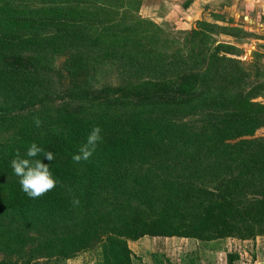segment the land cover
I'll list each match as a JSON object with an SVG mask.
<instances>
[{
    "label": "trees",
    "instance_id": "1",
    "mask_svg": "<svg viewBox=\"0 0 264 264\" xmlns=\"http://www.w3.org/2000/svg\"><path fill=\"white\" fill-rule=\"evenodd\" d=\"M143 2L0 0V264L96 246L103 264H135L129 241L143 264H174L151 245L161 237L203 245L181 264H217L208 250L223 240L264 236V53L247 64L223 53L240 52L219 37L251 35L241 27L168 32ZM116 64L124 81L100 85ZM63 79L67 101L54 99ZM97 125L95 151L73 162ZM32 142L53 153L36 158L57 180L34 199L9 166Z\"/></svg>",
    "mask_w": 264,
    "mask_h": 264
},
{
    "label": "rangeland",
    "instance_id": "2",
    "mask_svg": "<svg viewBox=\"0 0 264 264\" xmlns=\"http://www.w3.org/2000/svg\"><path fill=\"white\" fill-rule=\"evenodd\" d=\"M214 3H216V6L211 7L208 5L206 7L202 20L207 21V23H211L214 25L215 24L220 26L230 25V26L241 27L245 31L251 33V35L249 36L247 35L240 40H235V38L226 35L219 37L220 41L233 44L240 50V52H235V53H227V52H223V53H225L228 57L239 59L241 60V62L245 64L253 62L255 59L254 52L264 53V17L260 15H259L260 17L257 16L258 20L262 22V25L254 24L251 21V19L247 18L250 13H249L248 5L246 4V0H221V1H214ZM156 5L157 3L154 4V6ZM162 5H164V7H167V4L165 3H162ZM225 6H230L231 11L236 10L237 11L236 14L239 15L233 14V16H230L229 15L230 12L228 11L222 12V9L226 8ZM216 9H218L219 12ZM181 13H182L181 8L179 9L176 8L175 13L173 14L174 16H172V19L169 18L167 20L166 19L162 20L161 22L162 27L168 32L169 31L176 32L177 30L179 31L180 28L176 22L178 21L181 22L180 19H184L181 17L182 16ZM145 14H146L145 12L142 13V15L146 17ZM191 23H192L191 28L198 26L197 25L198 20L197 21L193 20ZM63 60H64L63 56L59 57L57 59V65L58 66L61 65ZM261 61L263 62L264 59ZM124 70L126 69L123 65L119 67V64H116L114 71L112 70L104 75L103 80L100 81V85L105 83L111 85L112 84L119 85L124 81L123 79L125 76L124 73H126ZM68 84H69L68 79H63L61 82L56 81L57 92L54 95V99L67 101L68 98L65 95V88L68 87ZM68 95L69 94H67V96ZM255 100L264 103V97H258ZM256 136H264V127L256 131ZM232 239L233 238H228L220 242L218 244L220 246V249L219 248L215 249L213 250V252L211 250H208L209 253L218 255L216 258V260L218 261L217 264H225L226 262L225 250L236 251V248H238V246L234 244ZM129 245L134 253L135 264H143L141 261H139V259H137V256H141L139 250V244L136 241H129ZM151 245L153 246L154 251L162 254L168 260L170 259L169 261H171L174 264H181V259L183 258L185 253L194 250L197 251L200 250L198 248H200L201 246L203 247L202 244H199L194 240H190V239L182 240L178 237L152 238ZM102 252H103L102 247L96 246L95 248L80 253L75 258L59 260L58 264H103ZM0 257H4V255L0 254ZM241 261L239 264H243Z\"/></svg>",
    "mask_w": 264,
    "mask_h": 264
},
{
    "label": "crops",
    "instance_id": "3",
    "mask_svg": "<svg viewBox=\"0 0 264 264\" xmlns=\"http://www.w3.org/2000/svg\"><path fill=\"white\" fill-rule=\"evenodd\" d=\"M188 0H144L141 7V14L146 13V17L153 19L158 24L162 25V20L172 19L173 14L176 11V8H181L182 13L180 19L181 22H176L180 30L190 29L192 26L193 20H202L204 16V11L209 5L211 7L216 6L214 1L221 0H193L189 5H185ZM157 3L156 6L154 4ZM162 3L167 4V7H164ZM248 5L249 15L247 18L251 19L254 24L262 25V22L258 20L257 16L264 17V0H246ZM233 5V4H232ZM225 9H222V12H230V16L239 15L236 14L237 11H231L230 6H225ZM218 12L219 10L216 9ZM254 12V14H253ZM259 16V17H260ZM190 20V21H189ZM160 22V23H159ZM179 238V237H178ZM182 240H188V238H180ZM234 244L238 246L236 251L241 255V262L243 264H264V236H258L252 240H239L232 239Z\"/></svg>",
    "mask_w": 264,
    "mask_h": 264
},
{
    "label": "clouds",
    "instance_id": "4",
    "mask_svg": "<svg viewBox=\"0 0 264 264\" xmlns=\"http://www.w3.org/2000/svg\"><path fill=\"white\" fill-rule=\"evenodd\" d=\"M40 119L34 118L35 126L39 127ZM101 128L93 126L86 136L85 142L79 147L77 153L73 154L72 160L79 163L87 160L95 151L98 142L102 140ZM39 153H43V158L53 160V153L45 151L35 142H32L25 150L23 157L16 153L9 162L13 174L18 177L20 190L29 198H37L47 191L53 189L57 180L53 177L47 164L42 163L40 158H36ZM73 204L79 203L73 200Z\"/></svg>",
    "mask_w": 264,
    "mask_h": 264
}]
</instances>
